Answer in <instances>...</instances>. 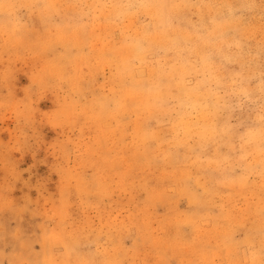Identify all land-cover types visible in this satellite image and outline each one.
<instances>
[{
	"label": "rangeland",
	"instance_id": "rangeland-1",
	"mask_svg": "<svg viewBox=\"0 0 264 264\" xmlns=\"http://www.w3.org/2000/svg\"><path fill=\"white\" fill-rule=\"evenodd\" d=\"M0 264H264V0H0Z\"/></svg>",
	"mask_w": 264,
	"mask_h": 264
}]
</instances>
